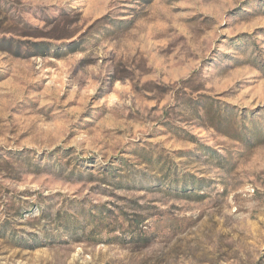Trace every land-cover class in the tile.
Listing matches in <instances>:
<instances>
[{"label":"rangeland","instance_id":"rangeland-1","mask_svg":"<svg viewBox=\"0 0 264 264\" xmlns=\"http://www.w3.org/2000/svg\"><path fill=\"white\" fill-rule=\"evenodd\" d=\"M0 264H264V0H0Z\"/></svg>","mask_w":264,"mask_h":264},{"label":"trees","instance_id":"trees-1","mask_svg":"<svg viewBox=\"0 0 264 264\" xmlns=\"http://www.w3.org/2000/svg\"><path fill=\"white\" fill-rule=\"evenodd\" d=\"M216 119L218 120V124L220 125V124H222L223 121H226V122L229 123L231 118L228 115H226V114L225 115L221 114L220 117H219V114H218V118H216ZM250 130L252 131V129H250Z\"/></svg>","mask_w":264,"mask_h":264}]
</instances>
